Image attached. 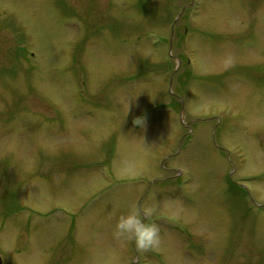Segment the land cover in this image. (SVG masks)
I'll return each mask as SVG.
<instances>
[{
    "label": "rangeland",
    "instance_id": "rangeland-1",
    "mask_svg": "<svg viewBox=\"0 0 264 264\" xmlns=\"http://www.w3.org/2000/svg\"><path fill=\"white\" fill-rule=\"evenodd\" d=\"M0 259L264 264V0H0Z\"/></svg>",
    "mask_w": 264,
    "mask_h": 264
},
{
    "label": "clouds",
    "instance_id": "clouds-1",
    "mask_svg": "<svg viewBox=\"0 0 264 264\" xmlns=\"http://www.w3.org/2000/svg\"><path fill=\"white\" fill-rule=\"evenodd\" d=\"M145 118L136 117L133 120L134 125L143 126ZM151 211H154L152 209ZM114 238H128L134 240L137 249L150 250L156 247L160 241V229L155 223L145 222L141 214L135 209L129 211L126 215H121L115 225L113 232Z\"/></svg>",
    "mask_w": 264,
    "mask_h": 264
},
{
    "label": "water",
    "instance_id": "water-1",
    "mask_svg": "<svg viewBox=\"0 0 264 264\" xmlns=\"http://www.w3.org/2000/svg\"><path fill=\"white\" fill-rule=\"evenodd\" d=\"M2 262H1V259H0V264H1Z\"/></svg>",
    "mask_w": 264,
    "mask_h": 264
}]
</instances>
